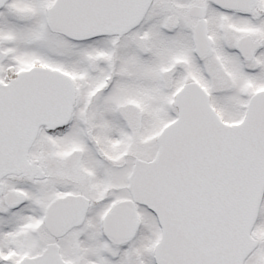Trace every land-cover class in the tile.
Segmentation results:
<instances>
[{"label":"snow or ice","instance_id":"6c2138e0","mask_svg":"<svg viewBox=\"0 0 264 264\" xmlns=\"http://www.w3.org/2000/svg\"><path fill=\"white\" fill-rule=\"evenodd\" d=\"M0 264H264V0H0Z\"/></svg>","mask_w":264,"mask_h":264}]
</instances>
